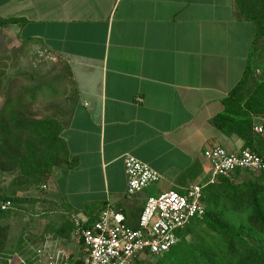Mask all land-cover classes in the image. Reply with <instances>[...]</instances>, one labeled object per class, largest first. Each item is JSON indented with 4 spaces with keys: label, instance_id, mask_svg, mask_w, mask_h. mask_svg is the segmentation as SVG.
<instances>
[{
    "label": "crops",
    "instance_id": "obj_1",
    "mask_svg": "<svg viewBox=\"0 0 264 264\" xmlns=\"http://www.w3.org/2000/svg\"><path fill=\"white\" fill-rule=\"evenodd\" d=\"M0 17L16 19L0 25V57L17 52L33 61L41 52L65 66L70 113L61 135L70 164L54 169L49 189L57 209L56 181L64 170L75 177L70 184L85 194L81 204L61 198L77 211L72 221L112 208L138 224L151 196H128L127 156L160 173V190L185 194L210 180L209 147L243 149V139L212 123L253 49L264 75V39L256 42L257 27L236 0H0ZM46 235L42 244L52 252L83 254L74 232L70 239Z\"/></svg>",
    "mask_w": 264,
    "mask_h": 264
},
{
    "label": "trees",
    "instance_id": "obj_2",
    "mask_svg": "<svg viewBox=\"0 0 264 264\" xmlns=\"http://www.w3.org/2000/svg\"><path fill=\"white\" fill-rule=\"evenodd\" d=\"M236 1L244 19L257 27L256 42L264 39V0ZM15 20L0 17V25ZM253 50L242 79L224 100L223 113L212 123L223 133L243 139L244 149L264 157V134L255 131V121L264 119V75L258 73L257 49ZM2 82L0 79V85ZM41 87L26 89L25 95L17 97H11L8 89V95L0 102V171L15 172L13 185L18 186V195L0 190V203L11 202L8 209H0V264H9L7 257L12 255L9 244L13 227L9 220L15 216L16 204L29 202V194L47 187L55 168L70 164L69 150L61 135L62 121L23 111L28 106L26 98L35 100ZM203 202L205 215L194 218L196 222L178 234V243L157 256L155 264H264V171H236L230 178L218 179L206 187ZM98 217L90 219L88 225ZM129 225L137 228L139 222ZM75 229V221L69 218L57 228V236L70 239ZM25 232L18 238V250H14L18 253L15 264L35 261L39 245H30L32 239L24 238ZM188 236H192L190 240Z\"/></svg>",
    "mask_w": 264,
    "mask_h": 264
},
{
    "label": "built area",
    "instance_id": "obj_3",
    "mask_svg": "<svg viewBox=\"0 0 264 264\" xmlns=\"http://www.w3.org/2000/svg\"><path fill=\"white\" fill-rule=\"evenodd\" d=\"M255 131L262 134L263 125H256ZM205 156L213 168L209 182L192 185L185 194L168 191L150 197L137 228L128 224L123 212L107 208L91 225L88 220H75L73 237L83 250L81 256L72 257L62 251L55 253L43 245L37 249L32 264H135L136 260L146 256L169 252L189 222L205 215L203 199L207 186L216 184L222 177L230 178L236 171H264V157L249 148L234 153L216 145L209 147ZM125 170L129 195L137 194L161 179L157 170L134 156L126 157ZM10 206V201L0 203L2 210ZM8 262L15 264L14 260ZM22 262L26 261L22 259Z\"/></svg>",
    "mask_w": 264,
    "mask_h": 264
},
{
    "label": "rangeland",
    "instance_id": "obj_4",
    "mask_svg": "<svg viewBox=\"0 0 264 264\" xmlns=\"http://www.w3.org/2000/svg\"><path fill=\"white\" fill-rule=\"evenodd\" d=\"M35 56L33 61L30 56L27 59H18L17 52L12 56H8L9 58L0 57V79L3 80L0 85V102L8 95L6 92L8 89L12 91L11 97H17L20 94L25 95L26 89L32 90L38 85L41 86L39 83L41 80V82H43L40 88L41 94L39 93L33 101L29 99V97L26 98L28 106L25 105L23 111L35 117L54 116L59 120H62V118H69L70 112L69 106L66 104V98L70 95L68 90L70 85L67 80V75H65L66 72L64 71L65 66L63 65V61L60 59L53 60L52 56L48 54L43 55L41 52ZM38 60L42 62H37L39 63V67L35 68V64L32 62ZM57 73L60 74L57 78L50 76ZM262 134H264V132ZM16 175L15 172L2 173L0 171V190L5 191L6 194L9 195H12L13 192L18 195V186L13 185ZM55 177L56 175L53 174V180L51 179L50 183L54 181ZM72 179H75V177H71L69 170H64L59 181H56L61 191L59 197L61 207L57 209L53 205L54 187L49 189V183L47 184V188L42 187L41 190H36L29 194L32 196V198H28L30 200L29 202L16 204L15 216L9 220L13 227L10 233L11 239L9 245H11L10 247L13 251L12 255L7 257L8 261H15L18 256V253L14 250H18V238L22 236V232L26 231L24 238L32 239L29 242L30 245H39V247H41L40 244L44 240L43 238L46 239V234H52L56 237L58 235L57 228L64 225L67 220L71 218L73 213H77L76 210H73V206L63 204L61 199L62 196H73L78 199L76 203L81 204L80 200L85 197L83 192L76 194L75 188L70 184ZM94 182L97 188L98 179H95ZM158 182L148 186L137 194L128 196L133 200L137 199L141 202H144V200L150 196H159L163 192L165 193L166 190H160V183ZM51 185L53 186V183ZM50 195L51 198L49 197ZM18 209H21L19 213ZM195 222L196 220L193 219L186 227H189ZM57 224L59 225L58 227H56ZM191 237L192 236H188V239L190 240ZM157 259V256H146L141 262L135 264H155Z\"/></svg>",
    "mask_w": 264,
    "mask_h": 264
}]
</instances>
